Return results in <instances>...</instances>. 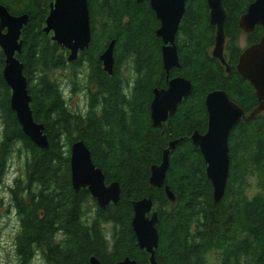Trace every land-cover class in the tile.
<instances>
[{"label":"trees","instance_id":"16d2710c","mask_svg":"<svg viewBox=\"0 0 264 264\" xmlns=\"http://www.w3.org/2000/svg\"><path fill=\"white\" fill-rule=\"evenodd\" d=\"M53 0H0L10 13L27 14L21 30L23 63L30 108L43 124L49 145L37 147L22 131L9 105L11 90L2 77L0 49V207L15 214L18 229L13 241L17 264H29L37 255L47 264H114L128 256L140 264L149 255L137 245L131 226L132 203L151 197L158 213L156 259L161 264H264V108L253 118L240 120L231 130L229 175L219 202L212 196L206 165L191 134L207 129L205 96L224 90L248 116L259 101L249 81L236 70L239 54L264 34L262 26L244 32L239 17L253 0H222L226 13L224 56L230 68L213 57L216 27L209 22L206 0H187L175 37L180 67L169 78L182 76L192 93L173 116L153 127L149 106L154 88L167 86L162 66L159 27L149 0H88L91 40L77 60L43 31ZM245 35L246 45L240 46ZM115 40L112 74L99 60ZM70 70V94L63 88ZM82 91L85 107L72 106ZM179 140L170 152L165 185L149 183L150 168L161 162L169 141ZM82 140L106 183L118 182L116 204L100 208L86 188L71 186L70 146ZM19 159L11 184L6 175L12 157Z\"/></svg>","mask_w":264,"mask_h":264},{"label":"water","instance_id":"95a60500","mask_svg":"<svg viewBox=\"0 0 264 264\" xmlns=\"http://www.w3.org/2000/svg\"><path fill=\"white\" fill-rule=\"evenodd\" d=\"M142 1V0H137ZM187 0H149L159 27L155 34L161 39L162 66L167 76L165 88H154L149 112L153 127H159L173 116L178 106L192 93V83L182 76L169 78L173 68H179L175 37L180 21L185 13ZM209 9V22L216 27L214 46L211 54L230 71L224 57L225 36L223 31L226 13L222 0H206ZM28 23V15H14L0 3V49L4 55L2 77L11 90L9 105L15 113L23 133L39 148H48L49 142L44 133L43 124L34 120L30 108L31 97L27 89V79L23 73V63L17 58L21 52V30ZM238 25L248 33L259 25L264 28V0H253L239 17ZM51 32V39L68 51L67 61L77 60L79 54L88 49L91 40L90 14L88 0H53L43 28ZM114 44L111 40L99 55L103 70L112 74L114 66ZM237 73L249 81L259 101L258 107L248 116L244 110L222 89H215L205 96L207 129L204 133L195 130L191 134L192 144L198 147L206 165L205 172L212 185V196L219 202L224 195L229 175V135L240 122L253 118L264 108V34L260 39L246 46L238 56ZM179 140L169 141L162 152L161 162L150 168L149 183L162 187L169 168L170 152ZM71 186L75 191L86 188L100 208L110 203L116 204L120 196L118 182L106 183L105 175L91 158V152L82 140L74 141L70 146ZM166 195L174 200L168 185L164 186ZM133 216L131 226L136 236L137 245L144 249L148 257L146 264H161L156 259L159 235L157 230L158 213L153 209L151 197H143L132 203ZM90 264H100L91 256ZM114 264H140L126 256Z\"/></svg>","mask_w":264,"mask_h":264},{"label":"rangeland","instance_id":"374dc122","mask_svg":"<svg viewBox=\"0 0 264 264\" xmlns=\"http://www.w3.org/2000/svg\"><path fill=\"white\" fill-rule=\"evenodd\" d=\"M240 46L244 47L246 45L245 35L242 34L240 37ZM70 68L65 71V75L61 78L63 79V88L66 94H70L69 85L67 83L68 77L70 76ZM71 104L72 106L78 105L79 108L85 107V97L82 91H76V93L72 94ZM2 126L0 125V131ZM11 165L8 169L6 180L9 176L13 178L14 174L18 173L19 168V159L14 155L12 157ZM8 184V183H6ZM6 191L2 187L0 189V195L3 200L8 203V196L5 199ZM8 205V204H7ZM7 205H3L0 207V264H17V256L15 252L14 246V235L18 229V222L15 217L12 209ZM29 264H47L40 257L35 255V257L31 260Z\"/></svg>","mask_w":264,"mask_h":264},{"label":"clouds","instance_id":"9594fccd","mask_svg":"<svg viewBox=\"0 0 264 264\" xmlns=\"http://www.w3.org/2000/svg\"><path fill=\"white\" fill-rule=\"evenodd\" d=\"M11 176H9L6 180V183H8L9 185L11 184ZM5 195V199H7V193L4 194Z\"/></svg>","mask_w":264,"mask_h":264},{"label":"flooded vegetation","instance_id":"af4514ba","mask_svg":"<svg viewBox=\"0 0 264 264\" xmlns=\"http://www.w3.org/2000/svg\"><path fill=\"white\" fill-rule=\"evenodd\" d=\"M0 125H1V123H0Z\"/></svg>","mask_w":264,"mask_h":264}]
</instances>
